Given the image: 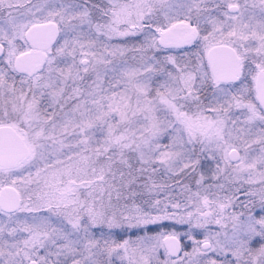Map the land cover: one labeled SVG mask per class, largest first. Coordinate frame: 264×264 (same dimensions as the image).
I'll use <instances>...</instances> for the list:
<instances>
[{
  "label": "snow or ice",
  "instance_id": "obj_1",
  "mask_svg": "<svg viewBox=\"0 0 264 264\" xmlns=\"http://www.w3.org/2000/svg\"><path fill=\"white\" fill-rule=\"evenodd\" d=\"M0 264H264V0H0Z\"/></svg>",
  "mask_w": 264,
  "mask_h": 264
},
{
  "label": "rangeland",
  "instance_id": "obj_2",
  "mask_svg": "<svg viewBox=\"0 0 264 264\" xmlns=\"http://www.w3.org/2000/svg\"><path fill=\"white\" fill-rule=\"evenodd\" d=\"M127 39H129L130 43L136 42L133 38H127ZM248 84L253 90V84L254 83L252 82L251 77H249V79H248ZM210 95H211V92H210V94L208 96H210ZM252 98L255 99L253 91H252ZM233 111H236V110L234 109ZM162 223L167 226L165 229H162V230L179 232L181 234V238H182L181 242H182V244L183 245H188L189 246L188 250L189 251L191 250V247H190V243L191 242L187 240L186 236H184V233L189 231V225H187V224H179L176 221H172V220L163 221ZM150 227L155 228V226H150ZM211 227H212L213 230H215V228L217 226L213 225ZM202 233H203L202 229H193V235L195 236L196 239H203ZM152 234H154V233H152ZM160 257H161V259L164 258L163 249L162 248L160 249Z\"/></svg>",
  "mask_w": 264,
  "mask_h": 264
},
{
  "label": "trees",
  "instance_id": "obj_3",
  "mask_svg": "<svg viewBox=\"0 0 264 264\" xmlns=\"http://www.w3.org/2000/svg\"><path fill=\"white\" fill-rule=\"evenodd\" d=\"M209 94H210V90L207 93H205V95H209Z\"/></svg>",
  "mask_w": 264,
  "mask_h": 264
},
{
  "label": "flooded vegetation",
  "instance_id": "obj_4",
  "mask_svg": "<svg viewBox=\"0 0 264 264\" xmlns=\"http://www.w3.org/2000/svg\"><path fill=\"white\" fill-rule=\"evenodd\" d=\"M253 92H254V84H253ZM254 98H255V93H254Z\"/></svg>",
  "mask_w": 264,
  "mask_h": 264
},
{
  "label": "water",
  "instance_id": "obj_5",
  "mask_svg": "<svg viewBox=\"0 0 264 264\" xmlns=\"http://www.w3.org/2000/svg\"><path fill=\"white\" fill-rule=\"evenodd\" d=\"M254 93H255V84H254Z\"/></svg>",
  "mask_w": 264,
  "mask_h": 264
}]
</instances>
